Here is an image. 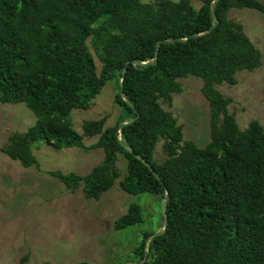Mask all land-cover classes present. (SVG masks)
<instances>
[{"label": "trees", "instance_id": "trees-1", "mask_svg": "<svg viewBox=\"0 0 264 264\" xmlns=\"http://www.w3.org/2000/svg\"><path fill=\"white\" fill-rule=\"evenodd\" d=\"M196 1L197 9L191 0H0V103L23 102L36 117L25 132H13L2 151L28 168L38 166L32 149L40 143L102 149L101 163L84 176L48 174L71 191L82 186L86 199L98 200L120 177L121 155L122 191L161 199L167 193L165 232L150 239L139 263L152 234L142 232L126 263L264 264V128L253 120L240 130L228 109L231 98L215 88L236 85L239 72L262 65L260 52L228 14L264 13V4L216 0V25L201 34L212 26L213 0ZM88 40L101 62L99 73ZM156 50L151 65H131L150 60ZM189 76L202 80L209 106L210 138L203 147L185 140L182 126L161 107V101L170 105L171 95L181 93L178 79ZM120 81L132 107L120 97ZM107 82L117 88L116 123L105 127L103 116L84 121L77 133L71 111L88 109ZM122 122L128 124L118 132ZM82 136L98 138L85 147ZM159 140L161 163L154 160ZM140 222L141 208L132 203L113 228Z\"/></svg>", "mask_w": 264, "mask_h": 264}, {"label": "rangeland", "instance_id": "rangeland-1", "mask_svg": "<svg viewBox=\"0 0 264 264\" xmlns=\"http://www.w3.org/2000/svg\"><path fill=\"white\" fill-rule=\"evenodd\" d=\"M150 3L153 0H140ZM178 1V0H172ZM264 4V0H259ZM194 8L199 2L191 0ZM229 19L242 26L244 34L260 52L262 65L252 71L237 74L238 83H222L215 88L231 98L229 112L235 116L240 130L256 120L264 128V13L252 9H233ZM96 71L101 62L89 40ZM181 93L171 95L170 105L161 101V107L172 114L182 126L183 137L198 147L210 138L208 101L201 93L202 80L189 76L178 79ZM117 88L107 82L86 110L70 113L73 129L82 134V123L107 117L105 127L113 126L120 114L115 104ZM36 122L35 115L22 103H0V264H124L131 260L134 246L141 233H155L163 226L161 198L153 193L132 195L119 187L126 173V161L118 155L116 166L120 171L112 187L98 200L86 199L82 186L75 191L67 189L50 171L84 176L101 163L102 149L84 150L80 147L55 149L40 143L32 149L38 166L22 167L2 148L13 132H25ZM98 136H82L85 147L97 141ZM163 140L154 149V160L162 162L165 154ZM132 203L141 208L142 222L115 230L114 221L126 213ZM134 263V262H132Z\"/></svg>", "mask_w": 264, "mask_h": 264}, {"label": "water", "instance_id": "water-1", "mask_svg": "<svg viewBox=\"0 0 264 264\" xmlns=\"http://www.w3.org/2000/svg\"><path fill=\"white\" fill-rule=\"evenodd\" d=\"M215 1L216 0H213V2H212V4H211V14H212V26H211V28H210V30H208V31H206V32H204V33H201V34H206V33H208L209 31H211L214 27H215V25H216V22H215V5H214V3H215ZM201 34H193V35H191V37H196V36H198V35H201ZM181 40V39H180ZM158 44H159V42L157 43V47H158ZM156 58H157V50H156V52H155V55H154V57L153 58H151L150 60H148V61H146V62H138V61H135V60H132L130 63H131V65H133V66H145V65H151L155 60H156ZM129 62H126V65L128 64ZM125 68L122 70V74H121V76L123 77L124 75H125ZM119 94H120V97L123 99V101H125L129 106H131L132 107V105H131V102L125 97V95H124V93H123V84H122V81H120V83H119ZM132 121H134V119H132L130 122H132ZM126 124H128V122H122V123H120L119 124V126H118V132L120 131V129L122 128V126H124V125H126ZM131 154H132V152H130ZM134 156L136 157V158H138L150 171H151V173L158 179V180H160L159 179V177H158V175H157V173L152 169V167L145 161V160H143L142 158H140L139 156H137V155H135L134 154ZM167 197H168V194L166 193L165 194V196L161 199V204H162V212H163V226L157 231V232H155V233H153V234H151V236H149L147 239H146V242H145V256H144V259L141 261V262H139V263H142V262H144L145 261V258H146V252H147V245H148V243H149V241H150V239L152 238V237H156V236H158V235H161L162 233H164L165 232V230H166V227H167V224H168V218H167V214H166V208H165V203H166V200H167ZM124 264H137V263H124Z\"/></svg>", "mask_w": 264, "mask_h": 264}]
</instances>
